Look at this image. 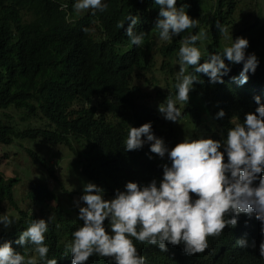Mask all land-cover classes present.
Returning a JSON list of instances; mask_svg holds the SVG:
<instances>
[{
    "label": "clouds",
    "instance_id": "clouds-1",
    "mask_svg": "<svg viewBox=\"0 0 264 264\" xmlns=\"http://www.w3.org/2000/svg\"><path fill=\"white\" fill-rule=\"evenodd\" d=\"M138 1L136 12L117 23V28L125 25L119 35L104 30L114 0H0V70L13 56H23L11 72L18 79L49 67V56L33 46L51 41L69 53L87 40L101 44L102 53L138 47L144 56L153 55L145 66L157 77L164 63L177 68L174 84L161 87L160 75L158 87L141 85L142 106L134 102L116 139L126 170L136 174L145 166L150 181H127L106 199L100 186L78 173L83 189L72 183L70 203L60 200L58 179L33 185L21 194L22 201L14 191L18 206L5 202L0 214V264H145L140 255L145 251L132 238L157 247L153 264H264V50L247 49V38L231 36L230 44L225 39L218 47L222 52L200 63L206 33L187 14L188 1L180 7L177 0ZM39 17L45 33L34 26ZM216 27L227 36L224 26L217 22ZM144 29L149 36L137 33ZM259 34L264 37V31ZM157 45L166 49L161 52ZM230 63L242 68L238 76L222 79ZM186 66L193 72L185 74ZM194 84L201 95L217 90L228 106L208 118L193 115L186 103ZM196 105L205 107L206 101ZM213 117H229L220 139L211 135ZM39 139L32 142L46 141ZM144 144L140 156H124V150ZM55 149L69 152L52 143L45 144L44 156L31 150L40 160L30 156L45 165ZM11 231L10 241L1 242ZM47 233L53 238L48 245L43 243Z\"/></svg>",
    "mask_w": 264,
    "mask_h": 264
},
{
    "label": "trees",
    "instance_id": "trees-1",
    "mask_svg": "<svg viewBox=\"0 0 264 264\" xmlns=\"http://www.w3.org/2000/svg\"><path fill=\"white\" fill-rule=\"evenodd\" d=\"M187 1V14L198 20L196 29L203 28L206 33V49L199 48L202 51L200 63L205 62L209 54L222 52L218 47L223 45L225 39H229L230 42L227 43L230 44L231 36L233 39L238 36L247 38V49L264 50V37L259 34L264 31V27L257 25V0H214V3L213 0H177V7L183 6ZM141 3L138 0H114V5L107 11L104 30L123 35L125 25L117 28V23L124 22V15L136 12V7ZM217 22L227 29V36L218 31ZM34 26L37 31L45 33L40 17L35 19ZM140 31L144 32V36L150 34L145 29L137 33ZM157 47L161 52L166 49L163 45ZM33 48L42 57L49 56L48 68H40L37 73L18 79L11 72L16 68L15 63L25 57L13 56L0 70V152L7 157L12 148L18 151L24 145L19 140L42 138L51 142L50 144L66 146L69 154L75 157L74 168L77 173L88 182L100 186L106 199L113 197L115 190H123L127 181L146 185L150 181L147 167L143 166L136 174L129 172L128 168L126 170L123 153H120L116 139L117 136H120L119 139L122 137L124 123L131 118L134 102L139 107L142 106L140 96L144 86L141 85L147 83L158 87L160 75L161 87L174 84L177 80V75L174 74L177 68L164 63L162 73L155 76L145 66L148 64L145 61H151L153 55L144 56L135 46L128 47L127 51L110 50L102 53L101 44L87 40L73 53L65 49L60 51L54 41L37 42ZM225 63L229 62L225 60ZM229 67L230 71L222 79L238 76L242 63H230ZM261 68L262 65L258 64L256 69ZM188 72H193L192 66H186L185 74ZM203 88L204 81L199 89ZM189 98L186 105L192 108L193 115L201 114L205 118L228 106L225 99L219 97L217 90L210 95H201L195 84L189 92ZM199 100L206 101V106L196 105ZM14 115L31 124L20 127ZM105 115L110 117L109 121L103 117ZM140 125L137 124L136 127ZM229 126V117L220 121L213 117L212 137L220 139L221 132L226 133ZM151 129L153 133L156 132L153 124ZM145 145L137 150H124V156L133 154L126 156L129 160L140 156L145 151ZM29 154H32L31 150ZM109 155L121 156L112 159ZM39 163L43 165L45 160ZM49 172L54 180L58 179L53 170ZM19 181L18 176L5 177L0 169V214L6 210L5 202L9 206H18L13 193ZM26 181L25 179L22 183L27 184ZM28 185L32 186L30 183ZM30 222L23 224L28 226ZM104 223L107 229V219ZM13 234L14 231L3 233L1 242L10 241ZM49 235L47 233L43 242L46 245L53 239ZM132 240L133 244L135 242L144 249L145 252L140 255L144 257L145 264L157 263L155 245L142 243L134 238ZM31 249L30 253L35 254L34 246Z\"/></svg>",
    "mask_w": 264,
    "mask_h": 264
},
{
    "label": "rangeland",
    "instance_id": "rangeland-1",
    "mask_svg": "<svg viewBox=\"0 0 264 264\" xmlns=\"http://www.w3.org/2000/svg\"><path fill=\"white\" fill-rule=\"evenodd\" d=\"M257 7L259 10L257 25L264 27V0H257ZM15 120L20 127H23L24 124H28V121H23L18 116H15ZM39 140V138L30 140L31 142L19 140V142L24 145L19 147L18 151L12 148V150L8 152L7 157L0 152V169L5 175L12 177L18 176L20 178L19 183L15 185V197L20 201H22L21 194L29 190L33 185L41 187L46 184L47 180H54L49 172V170H53L59 180V182L56 181L57 185L55 189L60 200L70 203L66 198L68 192L74 189L72 183L81 184V192L83 189V184L81 183L82 177L74 172L75 157L70 155L67 150L55 149L46 164L41 165L39 162H35L29 154V150H33L42 156L48 154V152L44 150V147L45 144L50 143L47 141H44V144L41 142H32ZM13 151L16 153H13ZM39 177H43V181H41ZM25 179L27 180V184L22 183ZM29 183L32 184L31 187L28 185ZM63 188H67L68 191Z\"/></svg>",
    "mask_w": 264,
    "mask_h": 264
}]
</instances>
